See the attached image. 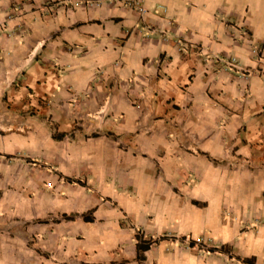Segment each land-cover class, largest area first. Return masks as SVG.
I'll return each mask as SVG.
<instances>
[{"label":"crops","instance_id":"crops-1","mask_svg":"<svg viewBox=\"0 0 264 264\" xmlns=\"http://www.w3.org/2000/svg\"><path fill=\"white\" fill-rule=\"evenodd\" d=\"M10 1L0 0V83H29L36 95H46L54 110L61 108V130L77 124L82 127L77 136L114 130L115 118L122 117V129L140 131L136 138L143 149L157 146L166 153L162 167L178 171L190 163L205 169L190 181L183 180L181 170L164 176L157 191L164 201L157 209L164 215L187 224L182 217L190 207L172 201L179 198L176 184L184 183L192 186L181 192L202 201L216 197L214 183L227 184L234 191L221 193V204L236 195L245 206L246 197L251 200L241 178L245 171L220 181L211 175L215 160L230 151L242 155L239 168L246 163L255 168L260 192L252 199L262 197L264 54L253 47L264 43V21L252 26L250 5L145 0L147 11L141 13L110 0H13L16 9ZM243 69L250 74L242 75ZM20 183L5 186L0 180V264H86V240L80 237L92 225L91 253L97 257L89 264L149 261L147 255L135 260L138 244L117 224L124 213L145 212L143 204L110 195L117 207L106 209L98 200L93 221L80 215L55 220L84 208L46 194L38 202V193L29 194ZM83 195L71 199L84 202ZM112 226L114 235L104 231ZM106 254L110 258L102 259ZM156 262L196 264L163 252Z\"/></svg>","mask_w":264,"mask_h":264},{"label":"rangeland","instance_id":"rangeland-1","mask_svg":"<svg viewBox=\"0 0 264 264\" xmlns=\"http://www.w3.org/2000/svg\"><path fill=\"white\" fill-rule=\"evenodd\" d=\"M238 2L250 5L249 20L253 27L262 24L264 0ZM15 3L10 1L14 9L17 8ZM245 34L249 39L248 30ZM253 48L264 54V43ZM247 74L250 72L243 69L242 75ZM45 96L36 95L35 87L29 83H0V180L6 182L5 186L10 185L7 182H22L19 185L24 183L26 192L33 196L38 193V202H43L46 194L50 198L61 196L66 198L62 202L79 203L80 208H84L81 213L59 214L55 220H71L80 215L86 221H93L99 207L94 205L98 200L101 199V205L106 209L117 207L110 195H122L129 198L130 203L143 204L145 212L124 213L117 223L121 233L127 230L128 236L133 235L137 244H150V248L142 252L149 261L141 264H157L162 252L174 253L187 262L195 260L196 264H264V193L255 201L252 199L254 192L259 191L255 187V176H252L255 168L250 163H246L244 169L239 168L236 160L242 157L241 154L230 151L227 157L215 160L211 175L220 181L225 176L238 177L239 172L245 171L241 178L246 182L251 200L248 201L247 196L243 206L234 195L229 204L224 202L222 205L221 193H232L234 188L226 189L227 184L220 182L213 184L216 197L211 200L191 199L190 194L181 191H189L192 184H176L175 192L180 199L172 201L181 204L182 208L190 207L182 217L187 219V224H183L180 217L164 215L160 208L157 209V205L164 202L157 197L160 181L179 170L183 180L190 181L191 175H201L204 168L192 167L190 163L178 171L162 167L160 161L166 153L158 151L157 146L155 150L143 149L141 140L136 138L140 131L122 129V117L115 118L117 126L114 130L100 128L98 132L92 131L81 137L77 136L78 129L82 128L78 124L68 131L61 130V108L54 110ZM83 194L84 202L71 199L84 197ZM104 221L105 218L101 222ZM115 226L104 231L114 235ZM93 235L92 225L80 237V240H86V264L97 257L91 253ZM45 254H51V251L46 250ZM137 255L135 260L139 259ZM104 258L108 260L110 256L106 254L102 256Z\"/></svg>","mask_w":264,"mask_h":264},{"label":"built area","instance_id":"built-area-1","mask_svg":"<svg viewBox=\"0 0 264 264\" xmlns=\"http://www.w3.org/2000/svg\"><path fill=\"white\" fill-rule=\"evenodd\" d=\"M99 3L102 0H96ZM110 1H118L125 6L136 9L141 13H146L147 9L145 8V0H110Z\"/></svg>","mask_w":264,"mask_h":264},{"label":"trees","instance_id":"trees-1","mask_svg":"<svg viewBox=\"0 0 264 264\" xmlns=\"http://www.w3.org/2000/svg\"><path fill=\"white\" fill-rule=\"evenodd\" d=\"M150 248V244H147L146 246H143L142 244H138L137 245V251H138V258L140 260H144L145 259V256L142 254V252H145L146 250H148ZM246 260V259H245ZM248 262V260H246Z\"/></svg>","mask_w":264,"mask_h":264}]
</instances>
